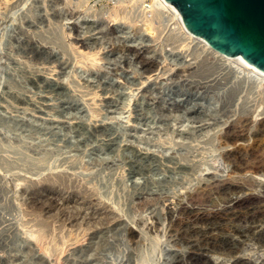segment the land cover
<instances>
[{"label":"rangeland","instance_id":"rangeland-1","mask_svg":"<svg viewBox=\"0 0 264 264\" xmlns=\"http://www.w3.org/2000/svg\"><path fill=\"white\" fill-rule=\"evenodd\" d=\"M53 1L0 0V264H264V98L240 92L241 79L202 48L203 38L185 49L167 27L136 40L140 0ZM65 8L77 16L57 21ZM156 61L160 73L148 78L143 68ZM176 108L194 116L173 123L167 110ZM229 119L243 121L245 135L223 142ZM168 128L210 132L164 145L138 138L161 141ZM58 173L81 189L47 182ZM249 191L258 198L237 204ZM43 222L66 238L58 260L30 235Z\"/></svg>","mask_w":264,"mask_h":264},{"label":"bare ground","instance_id":"bare-ground-1","mask_svg":"<svg viewBox=\"0 0 264 264\" xmlns=\"http://www.w3.org/2000/svg\"><path fill=\"white\" fill-rule=\"evenodd\" d=\"M136 1V0H135ZM135 1H134V3H135ZM139 1V0H138ZM137 1V2H138ZM141 1V3H140V5L142 4V7H140L139 9H137L138 11H135V19L137 20V18H138V20H139V17L140 18H142V19H140L141 21L140 22H144V24H142V25H138L136 28H135V31H134V36H136V40L138 39H144L145 38V35L147 36V34L148 35H155L154 33H155V30L157 31V32H162L163 33V30H165L167 27H169L170 29H171V31H173V32H171L172 33V36L174 37H177V39H180V41H179V43H181L182 44V46H184L185 47V49L191 44V42H193V40L194 39H197L198 38V36H195L194 34H192V33H190L187 29H186V27H185V25H184V22H183V17H182V15L180 14V12L178 11V9L173 5V4H171V3H169L167 0H151V5L150 6H148V5H145V3H146V0H140ZM54 2V6L56 5V4H61V3H63V0H54L53 1ZM66 5H67V2L65 3ZM137 4V3H136ZM139 5V6H140ZM69 6V5H68ZM138 7V6H137ZM136 7V8H137ZM71 8V7H70ZM6 11H7V9H6ZM4 12V11H3ZM80 13V12H79ZM138 13V14H137ZM76 14H78V12H74V10H72V9H68V8H65V9H63V10H58V11H56L55 12V14H54V18L58 21V20H60V21H62V20H65V19H68V18H72V17H74V16H77ZM134 14V13H133ZM134 16V15H133ZM115 18L116 17H114V20H115ZM132 19V18H131ZM157 19V29H155L156 27L154 26V20H156ZM139 23V22H138ZM140 24V23H139ZM53 26V25H52ZM61 27V26H60ZM102 27V26H101ZM61 29H62V27H61ZM50 30H52V31H54L53 29H51V27H50ZM58 29L57 28H55V31H57ZM77 30V29H76ZM75 30V31H76ZM48 31V30H47ZM62 31V30H61ZM61 31H60V33H61ZM169 31V30H168ZM167 31V32H168ZM40 32V31H39ZM44 32H46V31H44ZM51 32V31H50ZM53 33V32H52ZM51 33V34H52ZM60 33H59V30L57 31V32H54L53 34L55 35L56 34V37L55 38H58L59 36H60ZM63 33H64V31H63ZM69 34V33H68ZM168 34V33H167ZM174 34V35H173ZM41 35V34H40ZM170 35L171 34H169V37H167V38H170ZM39 36V35H38ZM44 36H46L45 35V33H44ZM156 36H157V33H156ZM171 36V38H173ZM43 37V36H42ZM61 37V36H60ZM149 37V36H148ZM147 37V38H148ZM160 37V36H159ZM175 37L173 38V39H175ZM41 38V37H40ZM49 38V37H48ZM48 38L46 39V40H48ZM51 38V37H50ZM146 38V39H147ZM166 38V39H167ZM43 39H44V37H43ZM61 39V38H60ZM60 39H58V40H60ZM78 39V38H77ZM149 40H151V38L149 37L148 38ZM156 39H158V36H157V38ZM88 40V39H87ZM148 40V41H149ZM160 40V39H159ZM168 40V39H167ZM171 40V39H170ZM41 41H42V39H41ZM48 41H52V40H48ZM56 41V40H55ZM45 42V41H44ZM53 42V41H52ZM52 42H50V43H52ZM177 42V41H176ZM207 42V41H206ZM77 43V42H76ZM190 43V44H189ZM207 45V49H210V51H211V53H212V57L214 58V57H216V59H218L217 61H219L220 62V64H222V65H225L226 67H228L229 69H231V71L233 72V75H234V77L235 78H240L241 79V82H238V83H241V84H244V85H241V87H240V85L238 86V87H240L239 88V91L241 92V90H242V87H243V89H247L246 91H249L248 93L250 94V92L251 93H253V92H256V93H258V94H260L261 96L260 97H262V98H264V70H262V69H260L259 67H257V66H255L254 64H252V63H250L248 60H246L242 55H227V54H224V53H221V52H219V51H217V50H214L213 48H211V46L209 45V44H207V43H204V45L202 46V48H206V45ZM73 45H75V44H73ZM78 47V46H77ZM73 48V47H72ZM89 48V47H88ZM92 48V47H91ZM183 48V47H182ZM193 48V47H192ZM77 49V48H76ZM188 49V48H187ZM75 50V49H74ZM183 50V49H182ZM77 51V50H76ZM126 51V50H125ZM128 51H130V53L133 51V52H135V54H139V52L138 51H136L134 48L132 49V48H128ZM181 51V50H180ZM180 51H177L178 53H181ZM85 52V51H84ZM83 52V53H84ZM87 52V51H86ZM146 52V51H145ZM157 52H160L159 50L157 51ZM185 52H186V50H185ZM185 52H182V54L184 53V54H186ZM76 53V52H75ZM176 53V52H175ZM198 53V52H197ZM80 54H82V53H80ZM85 54H88V53H85ZM144 54V53H143ZM147 54V53H146ZM160 54V53H159ZM183 54V55H184ZM200 54V53H199ZM94 55V54H93ZM176 55H177V53H176ZM189 55V54H188ZM193 55V54H192ZM88 56V55H87ZM178 56V55H177ZM181 56V54L179 55V57ZM185 56V55H184ZM186 56H187V54H186ZM85 57V56H84ZM93 57V56H92ZM137 57V56H136ZM141 57V56H140ZM86 59H87V57H85ZM161 58V57H160ZM95 57H94V59H92V60H94L95 61ZM194 59V58H193ZM138 60V59H137ZM140 62V61H139ZM144 62H145V60H144ZM157 62V61H156ZM190 62V61H189ZM188 62V63H189ZM149 63V62H148ZM159 63L160 62H157V64H155V65H153V64H148L149 66H146L147 68L145 69V68H143L144 70H143V72L144 73H147V75H148V78L149 77H152V75H154V74H152V73H154L156 70H157V75L160 73L159 72ZM179 63V62H178ZM143 64V63H142ZM69 65V64H68ZM71 65V64H70ZM69 65V66H70ZM135 65H136V63H135ZM179 65V64H178ZM185 65V64H184ZM190 66V65H189ZM145 67V66H144ZM184 68V67H183ZM182 68V69H183ZM177 69H179V68H177ZM90 70V69H89ZM170 70V69H169ZM168 70V71H169ZM173 70V69H172ZM171 70V71H172ZM184 70V69H183ZM174 71V70H173ZM178 71V70H177ZM181 71V70H180ZM190 71V70H189ZM162 72V71H161ZM188 72V71H187ZM151 73V74H150ZM97 75H100L101 76V78L103 77L102 75H106V74H99V70H98V74ZM40 76V75H39ZM47 78H49V77H47ZM46 78V79H47ZM231 78H233V77H231ZM43 80V79H42ZM49 80V79H48ZM53 80V79H52ZM144 83V82H143ZM244 86L246 87V88H244ZM236 90V89H235ZM238 91V92H239ZM245 91V90H244ZM98 92V91H97ZM237 92V91H236ZM109 93V92H108ZM243 93V92H242ZM95 94H96V92H95ZM235 94V93H234ZM257 94V95H258ZM238 95H240V94H238ZM99 96V95H98ZM259 96V95H258ZM235 97V96H234ZM237 98V97H236ZM230 99V98H229ZM234 99V98H233ZM242 99V98H241ZM248 99V98H247ZM127 100H129V98L127 99ZM236 100V99H235ZM246 100V99H245ZM260 101H262V103H260L259 102V105L260 104H263V100H260ZM232 102L233 101H231V104H232ZM163 103H164V100H161V103H160V105H163ZM246 104V103H245ZM124 105H125V103H124ZM234 105V104H233ZM259 105H257V106H259ZM176 107H178V106H176ZM243 107V106H242ZM255 107V106H254ZM260 107V106H259ZM258 107V108H259ZM181 108V107H180ZM251 108V107H250ZM257 108V107H256ZM257 108V109H258ZM123 107H121V106H119L118 107V111H120L119 113H123ZM184 109V108H183ZM188 109V108H187ZM242 109H244V108H242ZM249 109V108H248ZM252 109H254L253 108V106H252ZM251 109V110H252ZM234 110V109H233ZM232 110V111H233ZM241 110V109H240ZM247 110V109H246ZM250 110V109H249ZM248 110V111H249ZM236 111V115L238 114L237 113V110H235ZM234 111V112H235ZM243 111V110H242ZM241 111V112H242ZM255 111V110H254ZM257 111V110H256ZM96 112V111H95ZM168 112H169V114H168ZM259 112H261L260 110H259ZM264 112V111H263ZM233 113V112H232ZM240 113V112H239ZM244 113V112H243ZM167 114L170 116V118L172 119V121H173V123L175 122V123H178V124H182L183 126H184V123H186L187 121H189V119L191 118V117H193L194 116V114H193V116L192 115H188L187 113H185V112H182L181 110H179V109H174V110H171V109H168L167 110ZM203 114V113H202ZM255 114H257L256 112L255 113H253V115H255ZM264 114V113H263ZM262 114V115H263ZM200 115V114H199ZM206 115V114H205ZM248 115H249V113H248ZM252 115V114H251ZM257 115H259V116H261L260 115V113H258ZM196 116V115H195ZM230 116V115H229ZM239 116H241V113L239 114ZM239 116H237V117H239ZM258 116V117H259ZM198 117V116H197ZM200 117V116H199ZM243 117V116H242ZM254 117V116H253ZM252 117V118H253ZM258 117H256V118H258ZM195 118V117H194ZM246 118V117H245ZM255 118V117H254ZM253 118V119H254ZM260 118V117H259ZM204 119V118H203ZM215 119V118H214ZM237 119H235V121H236ZM239 120H241V119H239ZM255 120V119H254ZM262 120V119H261ZM224 121H226V120H224ZM230 121V122H229ZM233 121V120H232ZM234 121V122H235ZM245 121V120H244ZM249 121V120H248ZM250 121H251V118H250ZM203 122V121H202ZM229 122V124L230 123H232V124H230L228 127H227V130H225L226 132L225 133H223L224 134V136H222V138L225 140V141H223V142H226V140L228 141V140H234V139H236V138H238V137H240L244 132V126H245V124H244V126H240L239 124H237V123H241V122H243V121H241V122H237L236 121V123H233V122H231V120L229 119V120H227V123ZM246 122V121H245ZM244 122V123H245ZM253 122H255V121H253ZM252 122V123H253ZM226 122L224 123L225 125L227 124ZM246 123H248V122H246ZM224 124H222L223 126H224ZM256 124H258V123H256ZM242 125V124H241ZM249 126V125H248ZM247 126V127H248ZM254 126V125H253ZM217 127V126H216ZM215 127V128H216ZM222 127V126H221ZM252 127V126H251ZM262 127V126H261ZM134 129H137L138 130V127L137 126H135L134 127ZM214 129V128H213ZM192 130V129H191ZM249 130V129H248ZM259 130V129H258ZM209 132L210 131H207V132H205V134H203V132H202V134L200 133L199 135L198 134H196V133H194V132H192V131H187V133L186 132H181V131H176V132H174V131H172L171 130V128H168V129H166L165 130V133H164V138L163 139H161V141L159 140V138H161V137H157V140H156V138H154V139H144V138H142V137H138L139 138V140L141 141V140H144V141H146V142H148V143H150L151 141H156V142H158L159 144H160V142L163 144V142L165 141V140H172L173 139V136H175L176 138H183V139H205L206 138V135H208L209 134ZM222 132V131H221ZM249 132V131H248ZM261 134V133H260ZM245 135V134H244ZM244 135H242V136H244ZM184 137H186V138H184ZM254 137V136H253ZM256 137V136H255ZM258 137V136H257ZM211 137H209V139H208V141L209 140H212V139H214V138H211ZM243 138V137H242ZM242 138H241V140L240 141H242ZM262 138H264V137H262ZM222 139V140H223ZM159 140V141H158ZM162 140H164L163 142H162ZM255 140H256V138H255ZM195 141H198V140H195ZM214 140H212V142H213ZM220 141V140H219ZM238 141H239V139H238ZM237 141V142H238ZM211 142V141H210ZM222 142V143H223ZM229 142V141H228ZM233 142V141H232ZM231 142V143H232ZM236 142V141H235ZM254 142V141H253ZM220 143H221V141H220ZM231 143H225V144H231ZM157 144V143H156ZM224 144V143H223ZM236 144H239V143H236ZM241 144V143H240ZM164 145V144H163ZM233 145H235L234 143H233ZM242 145V144H241ZM244 146V145H243ZM242 146V147H243ZM251 146V145H250ZM260 146H262L261 144H260ZM259 145H258V148L260 147ZM232 147V146H231ZM236 147V146H235ZM246 147V146H245ZM252 147V146H251ZM257 147V146H256ZM234 148V147H233ZM239 148V147H238ZM244 148V147H243ZM248 148V147H247ZM246 148V150H249V149H247ZM253 148V147H252ZM231 149V148H230ZM253 150H255V149H253ZM261 150H262V148H261ZM260 150V151H261ZM263 150H264V148H263ZM231 151V150H230ZM241 151H243L242 149H241ZM241 151H239V149H238V152L237 153H239L240 155H241ZM245 151V150H244ZM250 151H251V149H250ZM249 151V152H250ZM257 151V150H256ZM233 153V152H232ZM244 153H246V152H243V154L242 155H244ZM251 153H253V152H251ZM264 153V152H263ZM226 154H229V153H227L226 152ZM234 154V153H233ZM248 154V153H247ZM230 155V154H229ZM232 155V154H231ZM230 155V156H231ZM240 155H239V157H240ZM249 155V154H248ZM228 156V155H227ZM237 156V155H236ZM245 156V155H244ZM256 155H254L253 157H255ZM238 157V158H239ZM250 157V156H249ZM233 158V157H232ZM232 158H230V161L232 160ZM242 158V157H241ZM244 158V157H243ZM246 158V157H245ZM244 158V159H245ZM255 158H257V156L255 157ZM229 159V158H228ZM247 159V158H246ZM249 159V158H248ZM247 159V160H248ZM252 159H254V158H252ZM262 159V158H261ZM239 160V159H238ZM247 160H246V162H247ZM250 160H251V158H250ZM250 160H248V161H250ZM263 160V159H262ZM234 161V160H233ZM240 161V160H239ZM243 161V160H242ZM245 161V160H244ZM257 161V160H256ZM260 161V160H259ZM234 162H236V161H234ZM238 162V161H237ZM236 162V163H237ZM241 162V161H240ZM240 162L239 163H237L238 165L240 164ZM246 162H245V165L246 166H248V164H246ZM254 162V160L252 161V163ZM264 162V161H263ZM249 164H251V162H248ZM259 163H261V162H259ZM258 163V166L260 165ZM241 164H244V162L243 163H241ZM235 165V164H234ZM252 165V164H251ZM251 165H249V166H251ZM254 165V164H253ZM255 165H256V163H255ZM254 165V166H255ZM242 166V165H241ZM241 166H238V167H241ZM245 166V167H246ZM257 166V167H258ZM238 167H234L235 169L236 168H238ZM243 167H244V165H243ZM260 169H262V168H260ZM237 170V169H236ZM235 170V171H236ZM234 171V170H233ZM252 172V171H251ZM57 174V173H56ZM53 175L52 174V177L50 178L49 177V179L47 178L46 180H48L47 182H49V183H58V182H60V183H65V185H66V183L67 184H70V186H76V188H80L81 189V184L78 182V179H76V177H74V176H72V175H69V173H68V175L66 174H62V175H59L60 173H58V175ZM71 174V173H70ZM47 176V175H46ZM53 176H55V177H53ZM79 177V176H78ZM77 177V178H78ZM80 178V177H79ZM19 179V178H18ZM44 179H45V177H44ZM27 181V180H26ZM29 181V180H28ZM79 181H80V179H79ZM211 181V180H210ZM46 182V183H47ZM78 182V185H76V183ZM209 182V181H208ZM224 182V181H223ZM228 182V181H227ZM232 182V181H231ZM27 183V182H26ZM59 183V184H60ZM206 183V182H205ZM213 183V182H212ZM216 183V182H215ZM225 183H226V181H225ZM225 183H224V185H225ZM29 184V183H28ZM27 184V185H28ZM208 184V183H207ZM241 184V183H240ZM239 184V185H240ZM26 185V186H27ZM31 185V184H30ZM33 185H35L36 186V184L35 183H32V186ZM41 185H42V183H41ZM83 185H85L84 183H83ZM82 185V186H83ZM206 185V184H205ZM217 185H218V183H217ZM221 185H223V184H221ZM35 186H33V187H35ZM46 186V185H45ZM203 186H204V184H203ZM202 186V187H203ZM211 186V185H210ZM220 186V185H219ZM226 186H228V187H234L233 185H231V183L230 184H228V185H226ZM226 186H224V187H226ZM236 186V185H235ZM243 186H245V185H243ZM242 186V187H243ZM29 187H31V186H29ZM28 187V188H29ZM68 187V186H67ZM199 187V186H198ZM201 187V186H200ZM209 187V186H208ZM215 187V186H214ZM239 187V186H238ZM237 187V188H238ZM240 187H241V185H240ZM239 187V188H240ZM86 188V187H85ZM85 188H84V190H85ZM231 188V189H232ZM237 188H235V189H237ZM246 188V187H245ZM71 189H73V188H71ZM70 189V190H71ZM91 189V188H90ZM220 189V188H219ZM231 189H230V191H231ZM234 189V188H233ZM232 189V191H234ZM250 189V188H249ZM86 190H88V189H86ZM92 190V189H91ZM94 190V189H93ZM198 190H200V189H198ZM204 190V189H203ZM27 191H28V189H27V187H24V190H23V193H27ZM32 192H33V189L31 190ZM35 191H36V189H35ZM40 191V190H39ZM44 191V190H43ZM49 191V190H48ZM80 191V190H79ZM82 191V190H81ZM195 191V190H194ZM205 191V190H204ZM204 191H202V192H204ZM212 191V190H211ZM219 191H221V190H219ZM227 191V190H226ZM237 191V190H236ZM254 191V190H253ZM31 192V193H32ZM83 192H85V191H83ZM87 192V191H86ZM198 192V191H197ZM243 192V191H242ZM250 193H246L243 197L241 196V194H240V196L242 197V198H240V197H238V198H240V199H238L237 201H236V203L238 204V203H243V202H247L248 203V200H250L251 201V199L252 198H254V196L255 195H253L252 193H251V191H249ZM30 193V192H29ZM28 193V194H29ZM35 193V192H34ZM73 193V192H72ZM91 193V192H90ZM192 193V192H191ZM196 193V192H195ZM256 193V192H255ZM201 194H203V193H201ZM200 194V195H201ZM243 194V193H242ZM262 194H264V193H262ZM27 195V194H26ZM87 195V197H88V193L86 194ZM92 195H93V193H91V197H92ZM94 195H95V192H94ZM256 195H258V194H256ZM90 196V195H89ZM189 196V195H188ZM236 196V195H235ZM260 196V195H259ZM90 197V198H91ZM191 197V196H190ZM198 197H199V195H198ZM255 197H257V196H255ZM261 197V196H260ZM234 198V197H233ZM258 198V197H257ZM196 199V198H195ZM237 199V198H236ZM186 200V199H185ZM184 200V201H185ZM253 200V199H252ZM196 201V200H195ZM200 201V200H199ZM255 201V200H254ZM253 202V201H252ZM66 203V202H65ZM178 203V202H177ZM181 203V202H180ZM179 203V204H180ZM185 203V202H184ZM189 203V202H188ZM191 203V202H190ZM192 204V203H191ZM234 204V203H233ZM168 205V204H167ZM184 205V204H183ZM187 205V204H186ZM185 205V206H186ZM235 205V204H234ZM172 206V205H171ZM180 206V205H179ZM189 206V205H188ZM194 206V205H193ZM196 206V205H195ZM262 206V205H261ZM178 207V206H177ZM189 207H191V206H189ZM239 207V206H238ZM199 208V207H198ZM262 208V207H261ZM260 208V209H261ZM175 209V208H174ZM186 209V208H185ZM195 209V208H194ZM200 209V208H199ZM258 209V208H257ZM31 210V209H30ZM29 210V211H30ZM177 210V209H176ZM189 210V209H188ZM188 210H187V212H188ZM224 210V209H223ZM255 210V209H254ZM263 210H264V208H263ZM194 211V210H193ZM228 211H231V210H228ZM28 212V211H27ZM26 212V213H27ZM34 212V211H33ZM183 212V211H182ZM192 212V211H191ZM195 212V211H194ZM198 212V211H197ZM200 212V211H199ZM211 212V211H210ZM216 212V211H215ZM257 212V211H256ZM172 213V212H171ZM179 213V212H178ZM181 213V212H180ZM225 213H226V211H225ZM236 213V212H235ZM259 213V212H258ZM28 214H30V212H28ZM28 214H26V215H28ZM196 215L197 214H199V213H195ZM222 214H224V212L222 213ZM233 214V213H232ZM257 214V213H256ZM255 214V215H256ZM36 215V214H35ZM216 215H218V213H216V214H202V212H201V214H199L198 216V218H209V217H212V216H215L216 217ZM225 215H227V213L225 214ZM240 215V214H239ZM238 215V216H239ZM248 215V214H247ZM229 216V215H228ZM231 216V215H230ZM234 216V215H233ZM244 216V215H243ZM246 216V215H245ZM195 217H197V216H195ZM220 217H222V216H220ZM242 217V216H241ZM49 218V217H48ZM190 218V217H189ZM193 218V217H192ZM247 218V217H246ZM178 219V218H177ZM217 219V218H216ZM244 219V218H243ZM206 220V219H205ZM42 221H44V220H42ZM47 221V220H46ZM51 221H52V219H51ZM54 221V220H53ZM177 221V220H176ZM182 221V220H181ZM196 221V220H195ZM62 222V221H61ZM199 222H200V220H199ZM208 222V221H207ZM29 223H30V221H29ZM28 223V224H29ZM60 223V222H59ZM188 223V222H187ZM192 223V222H191ZM194 223V222H193ZM203 223V222H202ZM25 224H26V222H25ZM33 224V223H32ZM34 224H36V223H34ZM38 224V223H37ZM39 224H40V222H39ZM44 225V227H43V225ZM46 224V223H45ZM44 224V222L43 223H41V225H42V228H44V229H42V228H39V226H41V225H37L36 227L37 228H35V230H30V227L32 228V226L30 225H28L29 227V232H30V235L35 239V242L37 243V247L38 248H40L44 253H42V254H46V256H48V257H54V259H56L57 257H59L61 254H63L62 252L66 249V238H65V236L62 238H58L57 236H53L52 234H50L48 231H46L45 230V228H48L49 229V226L48 227H46V225ZM50 224V223H49ZM207 224V223H206ZM211 224V223H210ZM61 225V224H60ZM183 225V224H182ZM195 225V224H194ZM198 225V224H197ZM196 225V226H197ZM219 225V224H218ZM225 225V224H224ZM262 225V224H261ZM35 226V225H34ZM50 226H52V225H50ZM202 226V225H201ZM203 226H204V224H203ZM214 226V225H213ZM217 226V225H216ZM242 226V225H241ZM24 227H26V226H24ZM53 227V226H52ZM235 227V226H234ZM236 227H237V225H236ZM238 227H240V226H238ZM259 227V226H258ZM263 227H264V225H263ZM28 228H27V230H28ZM59 228V227H58ZM60 228H62V227H60ZM189 228V227H188ZM232 228V227H231ZM249 228V227H248ZM251 228V227H250ZM201 229V228H200ZM238 229V228H237ZM258 229V228H257ZM259 229H260V227H259ZM24 230H26V229H24ZM53 230V229H52ZM60 229H58V231H59ZM246 230V229H245ZM249 230V229H248ZM253 230V229H252ZM57 231V233H59ZM62 231V230H61ZM60 231V232H61ZM195 231V230H194ZM205 231H206V229H205ZM210 231V230H209ZM216 231V230H215ZM234 231V230H233ZM244 231V230H243ZM53 232V231H52ZM184 232V231H183ZM217 232V231H216ZM236 232V231H235ZM26 233H28L27 231H26ZM62 233V232H61ZM187 233V232H186ZM190 233V232H189ZM199 233V232H198ZM197 233V235L196 236H198L199 234ZM203 233V232H202ZM201 233V234H202ZM210 233V232H209ZM218 233V232H217ZM230 233V232H229ZM233 233V232H232ZM245 233V232H244ZM255 233V232H254ZM29 234V233H28ZM184 234V233H183ZM195 234V233H194ZM219 234V233H218ZM224 234V233H223ZM241 234V233H240ZM52 235V236H51ZM67 235V234H66ZM181 235V234H180ZM207 235V234H206ZM234 235V234H233ZM236 235V234H235ZM234 235V236H235ZM59 236V235H58ZM69 236V235H68ZM215 236V235H214ZM218 236V235H217ZM224 236V235H223ZM228 236V235H227ZM188 237H190V236H188ZM193 237V236H192ZM222 237V236H221ZM200 238V237H199ZM234 238V237H233ZM232 238V239H233ZM236 238H237V236H236ZM235 238V239H236ZM67 239H68V237H67ZM201 239V238H200ZM214 239V238H213ZM218 239V238H217ZM231 239V240H232ZM240 239V238H239ZM186 240H188V239H186ZM203 240V239H202ZM209 240H211V239H209ZM222 241V240H221ZM69 242V241H68ZM199 242V241H198ZM202 242V241H201ZM200 242V243H201ZM193 243V242H192ZM196 243V242H195ZM204 243V242H203ZM233 243V242H232ZM210 244V243H209ZM237 244V243H236ZM204 245V244H203ZM238 245V244H237ZM208 246V245H207ZM214 246V245H213ZM198 247H199V245H198ZM218 247V246H217ZM206 248V247H205ZM210 248V247H209ZM236 248V247H235ZM216 249V248H215ZM234 249V248H233ZM205 250V249H204ZM31 251V250H30ZM66 251V250H65ZM93 251V250H92ZM203 251V250H202ZM208 251V250H207ZM231 251V250H230ZM195 252V251H194ZM198 252V251H197ZM196 252V253H197ZM200 252H201V250H200ZM210 252V251H209ZM208 253V252H207ZM203 254V253H202ZM205 254H206V252H205ZM204 254V255H205ZM236 254V253H235ZM33 255V254H32ZM207 255V254H206ZM234 256V255H233ZM194 257V256H193ZM196 257V256H195ZM242 257V256H241ZM240 257V258H241ZM60 258V257H59ZM231 258V257H230ZM208 259V258H207ZM235 259V258H234ZM21 260V259H20ZM48 260H50V259H48ZM57 260H58V258H57ZM246 260H248L247 258H246ZM54 261V260H53ZM184 261V260H183ZM245 261V260H244ZM248 261H250V260H248ZM40 262V261H39ZM46 262V261H45ZM55 262V261H54ZM59 262V261H58ZM58 262H57V264H58ZM37 263V262H36ZM184 263V262H183ZM204 263H205V261H204ZM251 263H253V262H251ZM22 264H31L30 262H29V259L27 260H25V261H23L22 262ZM54 264V263H53ZM201 264V263H200ZM247 264V263H246Z\"/></svg>","mask_w":264,"mask_h":264},{"label":"water","instance_id":"water-1","mask_svg":"<svg viewBox=\"0 0 264 264\" xmlns=\"http://www.w3.org/2000/svg\"><path fill=\"white\" fill-rule=\"evenodd\" d=\"M186 29L227 55L264 70V0H167Z\"/></svg>","mask_w":264,"mask_h":264}]
</instances>
